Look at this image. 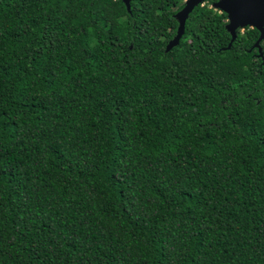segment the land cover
<instances>
[{
    "label": "trees",
    "instance_id": "16d2710c",
    "mask_svg": "<svg viewBox=\"0 0 264 264\" xmlns=\"http://www.w3.org/2000/svg\"><path fill=\"white\" fill-rule=\"evenodd\" d=\"M183 1L0 0V264H264V41Z\"/></svg>",
    "mask_w": 264,
    "mask_h": 264
},
{
    "label": "water",
    "instance_id": "95a60500",
    "mask_svg": "<svg viewBox=\"0 0 264 264\" xmlns=\"http://www.w3.org/2000/svg\"><path fill=\"white\" fill-rule=\"evenodd\" d=\"M207 0H184L182 8L176 12L173 18L177 22V30L175 36L168 42L165 52H169L179 45V42L185 31V23L193 10L206 2ZM128 13H131L130 0H121ZM215 11L224 13L227 16L226 31L230 35V42L226 50L237 37L238 30L245 28L255 29L259 32V37L253 48L257 49L261 56V42L264 41V0H215L211 5Z\"/></svg>",
    "mask_w": 264,
    "mask_h": 264
},
{
    "label": "rangeland",
    "instance_id": "374dc122",
    "mask_svg": "<svg viewBox=\"0 0 264 264\" xmlns=\"http://www.w3.org/2000/svg\"><path fill=\"white\" fill-rule=\"evenodd\" d=\"M206 3V2H205ZM210 3H208V4H206V5H209ZM202 5H204V4H202ZM242 31V30H241Z\"/></svg>",
    "mask_w": 264,
    "mask_h": 264
}]
</instances>
